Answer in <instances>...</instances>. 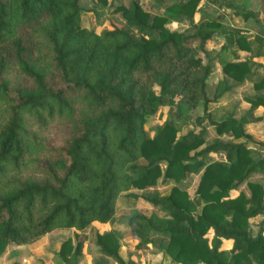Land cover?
I'll return each instance as SVG.
<instances>
[{
	"label": "trees",
	"instance_id": "16d2710c",
	"mask_svg": "<svg viewBox=\"0 0 264 264\" xmlns=\"http://www.w3.org/2000/svg\"><path fill=\"white\" fill-rule=\"evenodd\" d=\"M78 1L0 0V255L8 244L73 229L74 244L65 238L57 254L76 257L86 228L113 216L118 193L200 172L195 200L188 182L141 196L160 214L130 211L132 240L156 244L175 264H264V155L249 149L245 117L214 123L218 136L243 141L215 138L199 150L202 127L178 134L164 119L144 128L165 105L185 118L202 102L195 120L209 116L208 102L222 91L205 93L211 67L203 46L220 24L198 18L190 33L169 31L167 22L194 24L200 0H155L160 12L129 0L112 6L123 23L110 21L97 32L81 25ZM213 2L251 14L248 0ZM248 70L245 61H221L222 73L236 81ZM263 82L264 75L253 86ZM248 100L252 108L264 104L261 97ZM50 124L44 134L51 141H41L37 132ZM211 153L223 159L211 160ZM260 217L253 233L250 222ZM94 241L96 264H126L116 231L96 232Z\"/></svg>",
	"mask_w": 264,
	"mask_h": 264
},
{
	"label": "rangeland",
	"instance_id": "374dc122",
	"mask_svg": "<svg viewBox=\"0 0 264 264\" xmlns=\"http://www.w3.org/2000/svg\"><path fill=\"white\" fill-rule=\"evenodd\" d=\"M107 1L110 3V5H103L102 3L97 4L94 0H79L78 5L81 9V25L87 28L94 27L97 32H100L102 29L110 28V21L122 24V18L120 17L119 13L115 12L112 9V6L116 4L126 5L129 0ZM180 1L182 2L184 0H167V2ZM252 1L253 4L250 6V9L257 7H259L260 9L264 8V0ZM138 2L142 6V8L147 11L160 12L162 10L160 7L155 6V0H138ZM220 8L221 7L213 2V0H200L197 5V13L194 18V24L190 26L188 25L187 21H183L182 23L167 22L164 26L169 31L190 33L196 28L195 23L198 18L212 21L216 20L220 24L217 28V31H220V29L227 31L235 30L237 28H233L232 26L240 27L252 22V19L241 20L240 17L239 19H237L238 17H236L233 13L234 8H229L228 12L225 14V16H223L219 13ZM238 30L242 29L238 28ZM216 45L217 46H215V48L207 51V56L210 57L209 61L212 64L215 61H218V59L216 58H219L222 47L226 51V47L221 45L219 46V44ZM229 56L230 54L228 53V55L225 57ZM203 60H205V57L203 58ZM229 81L235 84L234 79L231 78ZM244 81L248 82L245 76L242 81L236 82L242 83ZM249 85L250 84H248L247 86ZM247 86H242V89L232 88V90L226 93V95L224 94L225 96H222L219 101L217 100L218 102L215 101L208 103L207 113L209 116H203L199 123H197L195 117L203 115L202 102H199L196 107L189 109L185 118H176L174 116L173 107H170L168 105L162 106L156 111L153 116L148 118L147 122L144 125V128L148 129L154 124H160L164 119H170L174 122V125L178 129V134H184L189 130L196 132L200 127H202L206 132L205 142L200 145L197 150L201 149L207 143L213 141L215 138L222 141H243L242 138H232L230 134L222 133L218 136L214 130V123L220 121L228 115L238 117L243 113L246 114L245 108H243L242 105L244 101L243 95H245L243 93H246ZM215 89L216 84L214 80H211V82L205 88L206 95L209 97L213 96L216 92ZM153 90L155 94H158V89L156 86L153 87ZM252 124L253 123H250L245 126V130L247 132L251 133L252 131L254 133H252L251 135L253 137L252 142L254 146L252 154L253 156L257 154L264 155V151H262V148H264V128L260 125L256 126ZM51 126L52 124L48 125L47 128L37 132V134L43 135L41 137V141H51L50 135L44 134V132L51 131ZM209 155L211 156V160L223 159L221 153H211ZM163 167V164H161L162 169ZM199 175L200 172H198L197 174H193L192 176H187L190 179H183L177 183H174L171 180L162 181L161 179H158L157 183L154 186L145 187L144 189L132 188L127 192L118 193L115 200L113 216L105 223H91L86 228V230L83 232L85 235V240L83 242L82 252L76 257H73L72 255H67L64 257L58 256L57 251L59 249V245L65 238H71L72 243L74 244L73 234L75 230L61 229L55 233H46L37 241L31 244L19 246L8 244L5 247L3 253L0 255V264H96L97 261L101 258V255L99 254L98 248L95 244L94 235L96 232H104L109 230H114L118 233V242L120 246L119 254L126 262V264H175L167 255H165L158 249L156 244L154 246L150 244H147L145 246L132 240L129 235V227L126 224L125 216L132 210L139 211L146 215L151 212L160 214L158 210L152 208L148 204V202L145 201L141 196H146L153 193L163 194L166 193L171 186L175 185L178 187H182L185 182H188L186 191L189 197L195 200L196 195L194 193V190ZM239 190H243L245 194H247V190L244 184L239 187ZM125 193H133L139 197L137 198L135 196H127ZM260 220L261 217L250 222V231L254 233L258 230V228H260V226H258L257 224ZM206 235L210 237L211 234L207 233ZM152 238L156 239L154 236H152ZM224 251L228 252V247H225Z\"/></svg>",
	"mask_w": 264,
	"mask_h": 264
},
{
	"label": "crops",
	"instance_id": "0c3cea01",
	"mask_svg": "<svg viewBox=\"0 0 264 264\" xmlns=\"http://www.w3.org/2000/svg\"><path fill=\"white\" fill-rule=\"evenodd\" d=\"M252 4L253 1L248 0L247 10L250 11L251 14L247 15L246 17H243L239 14H235L234 12L236 10L235 8L233 10L234 15L238 17L237 19H239V17L241 20L252 19V22L240 27L232 26L233 28H237V29L229 30V31L221 30V29L220 31H217V28L219 27L218 26L213 30L210 38L204 43L203 46L204 48L203 58L205 57L206 60V61L203 60V62H207L211 67V72L206 79V86H208L211 80H214L216 84L215 93H220L222 91L220 96L216 97L213 100H210L208 103L215 102L217 100L219 101L221 97L225 96L226 93L232 90V88L242 89V86L246 87L248 84H250L249 86H247L246 93H243L245 95H243L244 101L242 107L245 108L246 114L243 113L241 116L245 117V123L243 124L244 130H245V126L250 123H253L252 125H256V126L260 125L264 128V104H259L252 108L250 107V102L248 100V98H254L256 96L264 98V82L260 87H257L255 89L253 86L254 81H257L259 77L264 75V8L260 9L259 7H257L250 9V6ZM220 7L221 8L219 13L225 16L229 8L225 6H220ZM238 28L242 29L243 31L238 30ZM216 44H219V46L221 45L226 47V51L222 47L221 53L219 54V58H216L218 59V61H215L212 64L209 61L210 57L207 56V51L211 50L212 48H215V46H217ZM228 53L230 54V56L225 57L228 55ZM223 60L245 61L249 65V70L245 74V77L248 80V82L244 81L241 83V82H236L234 80L235 84L231 83L229 81L231 78L224 75L221 71V61ZM207 97L212 98L213 96L210 97L207 96ZM239 117L240 116L235 118L238 119ZM245 132L250 136L253 133L252 131L251 133H249L246 130ZM251 138L253 140L252 136ZM248 147L252 151L254 148L253 142L250 143ZM262 151H264V148H262ZM98 223L99 222L96 221L92 222V224H98Z\"/></svg>",
	"mask_w": 264,
	"mask_h": 264
}]
</instances>
